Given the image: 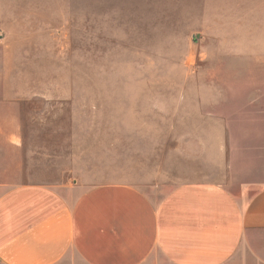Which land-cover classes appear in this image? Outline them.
<instances>
[{
    "label": "rangeland",
    "instance_id": "obj_1",
    "mask_svg": "<svg viewBox=\"0 0 264 264\" xmlns=\"http://www.w3.org/2000/svg\"><path fill=\"white\" fill-rule=\"evenodd\" d=\"M73 180L264 185V0H0V182Z\"/></svg>",
    "mask_w": 264,
    "mask_h": 264
},
{
    "label": "crops",
    "instance_id": "obj_2",
    "mask_svg": "<svg viewBox=\"0 0 264 264\" xmlns=\"http://www.w3.org/2000/svg\"><path fill=\"white\" fill-rule=\"evenodd\" d=\"M0 264H264V185L0 182Z\"/></svg>",
    "mask_w": 264,
    "mask_h": 264
}]
</instances>
